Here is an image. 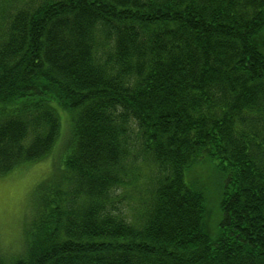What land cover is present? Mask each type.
Wrapping results in <instances>:
<instances>
[{
  "label": "trees",
  "instance_id": "trees-1",
  "mask_svg": "<svg viewBox=\"0 0 264 264\" xmlns=\"http://www.w3.org/2000/svg\"><path fill=\"white\" fill-rule=\"evenodd\" d=\"M62 119L0 264H264V0H0V173Z\"/></svg>",
  "mask_w": 264,
  "mask_h": 264
},
{
  "label": "rangeland",
  "instance_id": "rangeland-1",
  "mask_svg": "<svg viewBox=\"0 0 264 264\" xmlns=\"http://www.w3.org/2000/svg\"><path fill=\"white\" fill-rule=\"evenodd\" d=\"M69 114L62 109V118ZM66 120L62 119L57 146L50 155L0 173V255L4 258L15 257L23 248L24 230L33 215L37 192L42 182L52 176L60 146L69 137L71 129ZM202 173L207 175L204 166ZM211 173L209 168V174Z\"/></svg>",
  "mask_w": 264,
  "mask_h": 264
}]
</instances>
